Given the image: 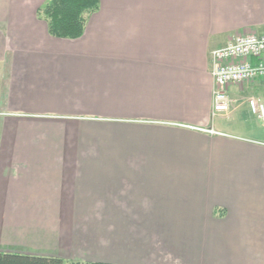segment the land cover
<instances>
[{
	"label": "crops",
	"instance_id": "obj_1",
	"mask_svg": "<svg viewBox=\"0 0 264 264\" xmlns=\"http://www.w3.org/2000/svg\"><path fill=\"white\" fill-rule=\"evenodd\" d=\"M46 1L0 0V252L264 264V140L211 61L264 0H100L77 39Z\"/></svg>",
	"mask_w": 264,
	"mask_h": 264
},
{
	"label": "built area",
	"instance_id": "obj_2",
	"mask_svg": "<svg viewBox=\"0 0 264 264\" xmlns=\"http://www.w3.org/2000/svg\"><path fill=\"white\" fill-rule=\"evenodd\" d=\"M212 77L215 82L213 113L228 112L233 100L228 90L233 85H245L252 81L264 80V34L255 32L239 34L227 44L211 52ZM250 109L264 124V98L252 96L247 100ZM218 133L214 129L206 130Z\"/></svg>",
	"mask_w": 264,
	"mask_h": 264
},
{
	"label": "trees",
	"instance_id": "obj_3",
	"mask_svg": "<svg viewBox=\"0 0 264 264\" xmlns=\"http://www.w3.org/2000/svg\"><path fill=\"white\" fill-rule=\"evenodd\" d=\"M100 0H47L37 11L57 38L77 39L85 31L88 17L97 12ZM65 259L24 253L0 252V264H64ZM72 264H117L103 261H73Z\"/></svg>",
	"mask_w": 264,
	"mask_h": 264
},
{
	"label": "rangeland",
	"instance_id": "obj_4",
	"mask_svg": "<svg viewBox=\"0 0 264 264\" xmlns=\"http://www.w3.org/2000/svg\"><path fill=\"white\" fill-rule=\"evenodd\" d=\"M259 34V33H258ZM264 34V33H260ZM259 80V79H258ZM249 84L251 86H247L245 88H240L238 85L234 86L237 87L233 89L234 96L237 100V103H235L237 110L236 114L238 115L240 120L247 121L249 123H253L255 126V133L259 134L256 135L253 131H247L246 133H242L245 136L253 137V138H259L260 140H264V124L262 120H260L256 114L252 112L250 109V106L248 102L246 104H241L242 98H249L250 95L256 96V97H262L264 98V80L259 81H252ZM252 97V96H251ZM233 108V107H232ZM231 108V109H232ZM259 136V137H258ZM167 252H165L162 256L163 258L166 257ZM168 255V254H167ZM176 258V257H174ZM66 262L64 264H72L73 261H93L90 259H77V258H67L65 259ZM159 260H162V258H159ZM164 264H183L181 261L176 259H172V261H166Z\"/></svg>",
	"mask_w": 264,
	"mask_h": 264
}]
</instances>
